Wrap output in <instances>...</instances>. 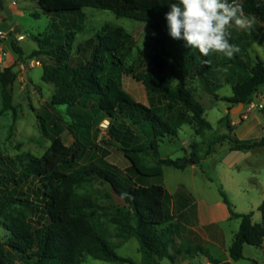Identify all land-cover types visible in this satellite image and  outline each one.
<instances>
[{"label": "trees", "instance_id": "1", "mask_svg": "<svg viewBox=\"0 0 264 264\" xmlns=\"http://www.w3.org/2000/svg\"><path fill=\"white\" fill-rule=\"evenodd\" d=\"M172 2L175 1L37 0L44 14L48 15L60 17L67 13L81 12L84 8H93L110 11L117 18L138 14H156L164 18ZM240 6L246 15L264 23L263 0H243ZM35 17L38 18V15ZM137 17L138 20H144ZM151 27L155 33L151 61L156 74H141L136 79L143 83L151 95L164 98L168 109L173 111L176 105H181L186 112L191 113L198 132L211 128L210 123L204 119V108L187 86V79L198 71L200 81L212 93L207 66L210 57L217 53L203 57L198 50L187 46L183 39H173L166 19L151 22ZM113 31L114 28L107 26L98 32V44L91 57L86 62L76 64H72L70 57L71 41L64 46L46 50L47 46H53L50 43L52 36L43 39L31 36L38 45L31 58L46 55L52 60V63L44 65L42 76L44 83L55 87L50 102L52 107L79 106L84 112L73 113L72 122L67 126L74 138L71 146L64 145L61 138L56 137L41 158L21 164L12 184L0 177V216L11 235L7 246L17 255L26 258L29 264H83L87 257L109 263L134 264L130 259L118 255L107 240L105 229L96 220L101 210L115 226L118 238H134L138 241L143 264H159L166 258L175 262L170 249L175 244L181 226L172 222L165 203L163 167L178 170L193 166L202 168L204 160L200 145L193 144L189 155L176 160L160 158L161 141L168 136L178 135L179 127L186 123V112L177 115L175 126L150 107L137 102L122 88L120 79L112 73L123 66L127 54L117 56L115 40L108 41ZM229 42L236 45L239 52L223 64L246 69L249 74L243 82L232 86V97L224 101L248 106L264 88V62L257 58L249 67L243 57L249 58L251 44H243L233 36ZM12 47L18 60H22L21 48L16 42L12 43ZM14 80L12 68H6L0 74V82L5 87ZM176 81V86H173ZM10 109L15 111L12 106ZM106 120L110 123V140L102 139V142L120 147L119 150L123 152L137 180L123 177L116 168L103 162L91 163L85 169L88 179L69 171L81 160L83 150L88 148L82 139L89 138L93 128ZM131 127L140 129L145 140L126 141L125 137L130 139L134 135ZM217 142H222V138H216L212 144ZM262 147L264 137L248 142L237 138L230 151H251ZM149 159H154L156 163L150 164ZM88 180L108 185L111 193L124 205L119 207L113 204L107 209L86 196L78 195L76 190ZM154 180L158 183H152ZM23 186H26V191L19 194L17 189ZM219 192L231 219L241 222L229 247L230 258L238 262L244 259L246 245L263 247L264 202L259 208L262 223L258 224L253 222V212H235L222 185L219 186ZM106 197L112 200L110 194ZM14 207L21 208L22 212L15 213Z\"/></svg>", "mask_w": 264, "mask_h": 264}, {"label": "rangeland", "instance_id": "2", "mask_svg": "<svg viewBox=\"0 0 264 264\" xmlns=\"http://www.w3.org/2000/svg\"><path fill=\"white\" fill-rule=\"evenodd\" d=\"M3 1L5 8L11 14L7 15L0 10V31L6 34L0 42V55L4 54L5 57L4 64L0 65V74L6 68H12L15 80L7 87L0 82V177L10 184L18 176L21 164L25 165L41 158L56 137H60L64 145L71 146L74 138L67 126L72 122L73 113L84 112L79 106L74 108L57 106V109L52 107L50 102L55 87L42 81L43 67L52 63V60L46 55L31 58L32 52L38 49L32 35L40 36L42 39L53 37L50 42L53 46H47L46 50L64 46L71 41L70 57L72 64H76L86 62L91 57L98 44V32L107 26L114 28L115 31L111 32L108 41L115 40L118 57L127 54L123 66L112 73L120 79L122 88L137 102L150 107L175 126L177 115L186 112L181 105H176L173 111L168 109L164 98L151 95L143 83L136 79L141 74H156L151 61L155 39L151 22L165 17L156 14H138L128 18H117L110 11L93 8H84L81 12L57 17L44 14L37 0ZM237 2L241 5L243 0ZM35 15H38V18ZM137 16L144 20H138ZM246 16L253 21L251 28L241 29L233 26L229 32L241 43L253 44L249 48V58L243 57L250 67L257 57L264 62V23L252 16ZM16 26L25 34L22 41H16L23 53L22 60H18L12 47V43L15 42L13 37ZM73 33L75 35L71 36ZM256 35L257 40L254 38ZM227 59L229 57L221 53L210 57L207 68L212 93L208 92L200 81L198 71L187 79V86L204 108V119L210 123L211 128L198 132L197 125L192 121L193 115L186 112V123L179 127L178 135L168 136L160 143L161 159L176 160L189 155L192 145L198 143L204 160L202 168L189 167L186 170H178L169 166L163 167L165 203L172 221L176 219L172 193L183 186L195 196V209L198 212L200 209L198 228L209 226L214 218L225 234V244L222 248H218L205 242L197 233L184 232L170 249L177 259L176 264H183L185 260L195 256L204 259L202 253H208V257L214 256L219 260L224 252L228 251L227 248L239 231L241 222L231 219L229 209L220 196V185L227 193L235 212L240 214L253 212L256 214L254 222L258 224L262 222L259 208L264 202V148L238 152H231L230 148L237 138L248 142L264 137L261 128L257 129V126H264V97L260 95V93L264 94V88L250 105L238 111L234 110L235 116L232 117V109L238 105L226 102L224 99L232 97V86L243 82L249 73L246 69L223 64ZM34 60H38L41 66H33ZM176 84L177 81L173 86ZM10 106L14 107L15 111L10 109ZM65 116L70 117V122L66 121ZM109 126L105 128L101 123L93 128L89 138L82 139L88 148L83 150L81 160L69 171L88 179L84 173L85 169L91 163L103 162L116 168L123 177L137 180L129 162L119 150L120 147L108 146L102 142V139L110 140ZM228 126L231 128L229 129ZM131 129L134 135L130 139L125 137L126 141L145 140L146 137L140 129L134 127ZM252 133L253 136L241 139L243 135ZM216 138H222V142L212 144ZM12 162L16 164L13 165ZM149 163L155 164L156 161L149 159ZM152 183L158 182L154 180ZM17 191L19 194L24 193L26 186L18 188ZM76 193L90 198L107 209L113 204L119 207L124 205L111 193L108 185L97 180H88L76 190ZM107 194L112 196V200L106 197ZM14 210L15 213L22 212L19 207H14ZM96 220L105 229L107 240L118 255L130 259L134 264H143L136 239L118 238L115 226L104 216L102 210L98 211ZM10 238V233L3 225V217L0 216V264H29L26 258L17 255L7 246ZM185 242L189 246L184 245ZM83 264L120 263L103 262L87 257ZM159 264L175 263L166 258ZM192 264L201 263L195 261ZM236 264H264V253L260 248L246 246L244 259Z\"/></svg>", "mask_w": 264, "mask_h": 264}, {"label": "clouds", "instance_id": "3", "mask_svg": "<svg viewBox=\"0 0 264 264\" xmlns=\"http://www.w3.org/2000/svg\"><path fill=\"white\" fill-rule=\"evenodd\" d=\"M169 7L165 19L170 36L183 39L203 57L210 53L232 57L239 48L229 42V29H249L253 23L237 0H175ZM65 119L70 122V117Z\"/></svg>", "mask_w": 264, "mask_h": 264}, {"label": "crops", "instance_id": "4", "mask_svg": "<svg viewBox=\"0 0 264 264\" xmlns=\"http://www.w3.org/2000/svg\"><path fill=\"white\" fill-rule=\"evenodd\" d=\"M257 39H258V37H257ZM257 58H259V57H257ZM260 95L262 97H264L263 93L262 94L260 93ZM257 127H258L257 129L261 128V130L264 132V126H257ZM248 136H253V133L251 135H247V134L243 135V137H241V139H245ZM262 148H264V147H262ZM193 167H197V166H193ZM172 195H173V208H174V212L176 214V219H175V221H172V222L177 223L181 226L179 234L175 238V243H176L177 238L181 237L184 232H187L188 234L197 233L202 237V239L205 242L210 243V244H212L218 248H222V245L225 244L224 243L225 234H224V231L218 226L217 221L214 218L210 221L209 226L204 227V228H198L199 227L198 221H199V217H200V215H199L200 209H199V212L195 209V205H196L195 196L192 193H189L187 190H185L183 186L178 187L177 190L172 193ZM173 215H174V213H173ZM261 217H262V214H261ZM255 218H256V214H254L253 222L255 221ZM184 245L189 246V244H186V242L184 243ZM246 246H248V245H246ZM246 246L244 247V254L246 251ZM229 247L227 248L228 251L224 252L225 254L222 255V257L219 258V260L214 258V256L208 257V253H205V254L202 253V255H204V257H203L204 259H202V257H200V256H195V257H192L190 259L185 260V262H183V264H185V263L192 264L195 261H199L201 264H212V262H215V264H236L237 262L233 261L230 258ZM260 249L264 253V244H263V247ZM177 253H179V252H177ZM170 254L172 255L171 252H170ZM176 260L177 259L175 258V262H174L175 264L177 263ZM254 261L257 262L256 260H254Z\"/></svg>", "mask_w": 264, "mask_h": 264}, {"label": "water", "instance_id": "5", "mask_svg": "<svg viewBox=\"0 0 264 264\" xmlns=\"http://www.w3.org/2000/svg\"><path fill=\"white\" fill-rule=\"evenodd\" d=\"M0 10H2V11H4V13L5 14H7V15H10L11 13L9 12V10L8 9H6L5 8V6H4V1L3 0H0ZM17 35H25L24 33H22V30H21V28L20 27H18V26H16L15 28H14V37H13V39H14V41L16 42L17 41ZM244 104L243 103H240L238 106H236L235 108H233L232 109V117H234L235 116V112H234V110H240V109H242V108H244Z\"/></svg>", "mask_w": 264, "mask_h": 264}, {"label": "built area", "instance_id": "6", "mask_svg": "<svg viewBox=\"0 0 264 264\" xmlns=\"http://www.w3.org/2000/svg\"><path fill=\"white\" fill-rule=\"evenodd\" d=\"M0 24H1V20H0ZM5 37H6V34L4 32H2V31H0V42ZM23 39H24L23 35H17V41H22ZM4 62H5V57H4V54H2V55H0V65H3ZM32 63H33L32 65L35 66V67H40L41 66V64H40V62L38 60H34ZM108 126H109V121H107V120L104 121L103 122V127L108 128Z\"/></svg>", "mask_w": 264, "mask_h": 264}]
</instances>
